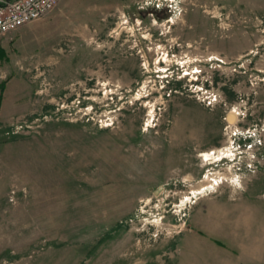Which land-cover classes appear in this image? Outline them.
<instances>
[{
    "label": "rangeland",
    "instance_id": "rangeland-1",
    "mask_svg": "<svg viewBox=\"0 0 264 264\" xmlns=\"http://www.w3.org/2000/svg\"><path fill=\"white\" fill-rule=\"evenodd\" d=\"M54 10L11 46L0 264H264V0Z\"/></svg>",
    "mask_w": 264,
    "mask_h": 264
},
{
    "label": "crops",
    "instance_id": "crops-1",
    "mask_svg": "<svg viewBox=\"0 0 264 264\" xmlns=\"http://www.w3.org/2000/svg\"><path fill=\"white\" fill-rule=\"evenodd\" d=\"M62 2H64V0H60V4H62ZM61 7L62 6H58L48 17L56 15L61 10ZM22 27L23 26H20L16 30L11 31L9 34H0V121L3 122H8L11 119L9 114L11 109H8L5 113L6 106L10 103V105H13V102L19 103L18 99H12V101H10L8 99V94L11 88V83L14 80V76H12L11 72H13L16 67H20V60L17 58L16 53L12 52V47L15 46L18 50L19 48L25 50L28 47L25 45L24 41L26 32L21 29ZM8 76L11 77L7 80Z\"/></svg>",
    "mask_w": 264,
    "mask_h": 264
},
{
    "label": "built area",
    "instance_id": "built-area-1",
    "mask_svg": "<svg viewBox=\"0 0 264 264\" xmlns=\"http://www.w3.org/2000/svg\"><path fill=\"white\" fill-rule=\"evenodd\" d=\"M59 0H1L0 34H8L28 22L51 13Z\"/></svg>",
    "mask_w": 264,
    "mask_h": 264
},
{
    "label": "bare ground",
    "instance_id": "bare-ground-1",
    "mask_svg": "<svg viewBox=\"0 0 264 264\" xmlns=\"http://www.w3.org/2000/svg\"><path fill=\"white\" fill-rule=\"evenodd\" d=\"M236 118H237V113L235 111H232L228 114V122L233 124L235 121H236ZM228 151V150H227ZM229 152V151H228Z\"/></svg>",
    "mask_w": 264,
    "mask_h": 264
}]
</instances>
